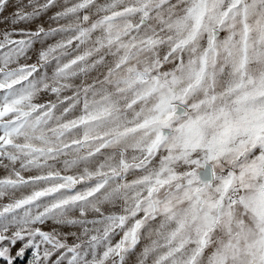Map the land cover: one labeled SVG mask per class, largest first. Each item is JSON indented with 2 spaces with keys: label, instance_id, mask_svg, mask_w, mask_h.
<instances>
[{
  "label": "snow or ice",
  "instance_id": "obj_1",
  "mask_svg": "<svg viewBox=\"0 0 264 264\" xmlns=\"http://www.w3.org/2000/svg\"><path fill=\"white\" fill-rule=\"evenodd\" d=\"M55 5L0 39V264H125L142 238L139 264H264V0H76L15 29Z\"/></svg>",
  "mask_w": 264,
  "mask_h": 264
},
{
  "label": "rangeland",
  "instance_id": "obj_2",
  "mask_svg": "<svg viewBox=\"0 0 264 264\" xmlns=\"http://www.w3.org/2000/svg\"><path fill=\"white\" fill-rule=\"evenodd\" d=\"M7 7L6 8H0V39H2V36L5 31H13V25L10 23L14 13L20 7L22 4H27L28 0H6ZM76 2V0H56V5L54 7H51L48 12L42 17L35 19L31 22H22L17 25H15V29H23L25 31H31L36 30L39 27H44L46 30L52 27H56V22L52 21L50 18L57 12L61 11L63 6H70L72 3ZM97 3H103L104 0H96ZM30 10V9H29ZM9 21V22H6ZM15 39H19L21 37L16 36ZM60 36L55 37H48L44 41L36 40L34 41V44L32 48L27 52L25 57H21L20 63H29V64H36L38 63V53L39 51L47 47L49 44L55 43L57 40H59ZM74 47V45H73ZM55 64L50 63L45 68H42L40 71L47 72L48 74H51L52 70L54 69ZM103 71V69H99L97 71H93L90 73V75L86 78L88 82H91L95 78H97L100 73ZM77 84L80 83V81H76ZM66 95H71V92H66ZM38 101L42 103H47L49 101H55V97L49 92V93H41L38 97ZM8 163L7 161H4L3 163H0V178H3L11 172V166H9L7 169L4 167V164ZM18 168V165L16 166ZM25 178H27L30 175L38 174L35 169L31 171H25L21 173ZM67 174H73V172H69ZM134 177L129 176L128 179H132ZM81 185H77V188H81ZM17 197L22 195V193H16ZM7 202V199L4 197H0V205ZM78 215V213H77ZM91 218V216L89 217ZM43 230L45 231H51L56 226L51 222L48 221L44 225L41 226ZM60 233L63 235L67 233L68 235L64 236L65 241L71 245L75 242V237H72L70 235L71 232H79L78 228L71 227V226H61L58 229ZM11 231V230H10ZM10 234V232H9ZM119 239V236H115L113 239V242ZM148 243L146 238H142L139 243L136 245L134 249H132L125 257V264H139L140 260V253L142 252L144 246ZM23 247V242H17L16 245L11 247L12 255L15 256L16 252L19 251V249ZM32 259V250L27 249L25 250L24 256L16 257L14 264H29V261ZM55 259V255L51 258Z\"/></svg>",
  "mask_w": 264,
  "mask_h": 264
}]
</instances>
